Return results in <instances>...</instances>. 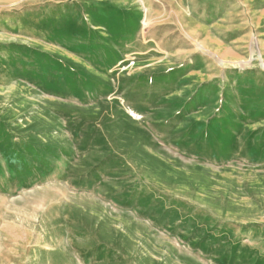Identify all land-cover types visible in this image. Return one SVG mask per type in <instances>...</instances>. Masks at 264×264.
<instances>
[{"label":"rangeland","instance_id":"obj_1","mask_svg":"<svg viewBox=\"0 0 264 264\" xmlns=\"http://www.w3.org/2000/svg\"><path fill=\"white\" fill-rule=\"evenodd\" d=\"M0 264H264V0H0Z\"/></svg>","mask_w":264,"mask_h":264},{"label":"bare ground","instance_id":"obj_2","mask_svg":"<svg viewBox=\"0 0 264 264\" xmlns=\"http://www.w3.org/2000/svg\"><path fill=\"white\" fill-rule=\"evenodd\" d=\"M219 64H220V65H222V64L224 65V63H223V62H219ZM236 66H237V65H236ZM244 66H245L244 64H243V65H241V68H243Z\"/></svg>","mask_w":264,"mask_h":264},{"label":"built area","instance_id":"obj_3","mask_svg":"<svg viewBox=\"0 0 264 264\" xmlns=\"http://www.w3.org/2000/svg\"><path fill=\"white\" fill-rule=\"evenodd\" d=\"M132 118H138V117H136V115H133V117Z\"/></svg>","mask_w":264,"mask_h":264}]
</instances>
